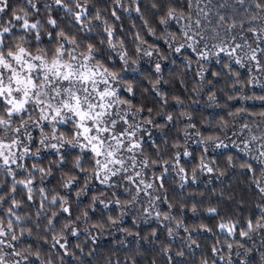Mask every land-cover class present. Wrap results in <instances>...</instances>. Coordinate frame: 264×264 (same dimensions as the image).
I'll return each instance as SVG.
<instances>
[{"label":"trees","instance_id":"trees-1","mask_svg":"<svg viewBox=\"0 0 264 264\" xmlns=\"http://www.w3.org/2000/svg\"><path fill=\"white\" fill-rule=\"evenodd\" d=\"M45 2L52 0H39L40 13L34 19H40L43 25L41 45L49 46L54 41H50L46 33H55L57 29L46 23ZM81 3H86L88 19L95 26L91 32L80 31V25L55 6L51 15L66 33L75 35L85 44H94L106 66L122 76L119 96L127 102L126 106H131L135 116L133 123L138 118L141 126L150 129L140 158L174 163L179 151L181 159L179 165L169 168L162 180L158 179L162 175L160 166L143 170L145 180L153 182L156 189L150 190L153 196L161 198L154 201L151 215H146L147 203H130L135 192L129 195L121 186L109 188L98 184L89 154L82 157V170L74 167L79 148L62 149L64 161L61 163L55 151L44 152L36 143L34 150L39 149L38 156L27 157L24 163L29 170L35 164L51 172L43 177L36 173L34 188L43 187L50 194H59L67 203L60 206L44 201L41 209L42 197L38 192L32 201L27 200L22 186L18 185L17 191L12 193V177L0 172V195L4 197L0 201V224L6 227L11 220L17 236L14 241L11 235L0 237L13 245V248L0 245V250L16 251L27 257V260H21L20 256L7 257L6 264H15L16 260H21V264H204L205 261L207 264H264V230L250 233L251 238L238 234L239 228L246 229L248 219H259L260 207H264V194L256 184L259 181L264 187V164L254 159L258 156L259 144L264 143L261 139L264 138V115H261L264 113V72L257 71L246 57L242 67L233 62L238 56L210 55L208 60H201L187 47L176 52V47L186 43L182 35L186 23L183 19L175 20L165 30L159 17L166 13L169 5L177 9L178 15L187 16L190 11L194 14L195 3L189 9L187 0H138V4L123 0V7L116 9L119 19L112 16L113 0H81ZM203 4H207V0H203ZM137 6L139 13L135 11ZM19 7L20 0H10L9 15L11 9ZM208 8L212 23L208 24L201 16L202 33L216 28L218 11L230 17L229 22L236 21L238 26L230 35H236L237 42H241V34L251 37V33L241 32L239 23L245 22L247 28L251 15L259 13L254 0H246L243 6L235 0H227L224 9L212 8V5ZM245 8L248 12L243 10ZM96 11L101 13V21L92 18ZM103 20L114 29V49L108 47ZM251 26L259 28L262 22L253 21ZM149 29H153L155 35H151ZM218 31L223 37L225 29ZM206 39L209 44L217 42L207 36ZM199 47L202 49L203 43ZM147 51L152 55H144ZM215 51L218 49H212ZM125 53L126 64L120 58ZM153 56L159 59V72L156 63L148 64ZM257 79H261L259 88L253 84ZM168 115L173 117L171 122L166 119ZM148 120L152 123H147ZM245 124L247 129L243 128ZM59 131L67 137L72 131L71 125ZM253 135L257 141L250 144V149H244V143ZM36 138L39 143L41 137ZM221 141L226 147L217 148L216 144ZM198 142L203 144L198 145ZM177 144L179 147H174ZM185 150L191 155L184 157ZM201 160L213 168L211 173L201 168ZM241 165H251L252 171ZM180 167L185 169L184 173L178 171ZM24 175L17 171L18 179ZM70 177H75V183L66 189L63 184ZM13 197L22 201L21 207L13 209L15 215L8 212ZM62 207H67L69 212H63ZM209 208H215L216 213L210 214ZM157 211L161 213L160 219L156 218ZM53 212L56 213L54 218ZM16 215L20 216L19 221ZM165 215L170 219H163ZM49 220H52L51 226ZM237 221L234 236L221 232L218 227L220 223ZM177 224L181 226L177 228ZM72 229L78 234L72 235ZM57 240L65 247L61 248ZM228 244H232L231 249Z\"/></svg>","mask_w":264,"mask_h":264},{"label":"snow or ice","instance_id":"snow-or-ice-1","mask_svg":"<svg viewBox=\"0 0 264 264\" xmlns=\"http://www.w3.org/2000/svg\"><path fill=\"white\" fill-rule=\"evenodd\" d=\"M133 2L138 4V0H133ZM254 2L259 13L251 15L247 21L249 25L247 28H245V22L239 23L241 32L251 33V37L241 34L239 36L241 42H237L236 35H230L238 26L236 21L229 22L230 17L218 11L216 28L201 32L204 27L201 16L208 24L212 23L209 19L211 9L208 5H212V8L224 9L227 7V0H207V4H203V0H187L189 9L194 3L196 4L195 13L190 11L187 16L183 13L178 15L177 9L169 5L166 13L159 17V23L167 30L170 22L180 19L185 21L186 30L182 32V35L186 43L176 47V52L187 47L196 52L201 60H208L210 55L219 57L224 54L229 58L238 56L239 58L234 59L233 62L242 67L246 57L248 61L253 62L257 71L264 72V63H262V58H264V3L261 0H254ZM113 3L115 8L112 10V16L119 19L116 9L123 7V0H113ZM235 3L243 6L246 0H235ZM38 4L39 0H20V7L11 9V15H9L10 0H0V172L12 177V193L17 191L18 185L22 186L27 200L32 201L38 192L42 197L41 209L44 208V201L50 205L59 204L60 206L67 203V200L59 194H50L43 187L34 188L35 174L40 173L43 177L50 174L51 169L46 171L33 164L29 170L24 163L27 157L39 154V149L36 152L32 151L36 146L32 133L38 130L41 136L39 146L54 150L61 163L64 161L61 150L66 145L79 148L80 155L75 160L74 167L83 170L82 157L87 153L94 165V174L101 183H107L113 177L126 180L135 188L131 204L137 202L141 193L149 197V207L145 208L144 212L146 215H151L150 209L154 207V201L161 198L154 197L149 191L153 189V182H148L143 178V170L152 166H160L162 175L158 179L162 180L170 167L179 165L181 153L176 152L174 163L168 160L152 161L140 158L143 156L142 141L137 133L141 126L131 122L135 119L130 110L131 106H126L127 102L121 100L119 96L122 76L106 66L103 58L98 56V49L94 44H85L75 35L66 33L59 28L57 19L51 15V10L55 6L70 15L76 24L80 25V31L91 32L95 26L88 19L90 13L86 3H81V0H52L51 3L43 4L44 9L47 10V25L52 29H57L55 33L51 31L46 33L49 40L54 41L49 46H42L40 43L43 25L40 19H34L40 13ZM153 7L156 8V4H153ZM243 10L248 12L246 8ZM135 11L139 13L140 7L137 6ZM5 17L8 19L5 20ZM92 18L101 21V13L96 11ZM257 20L262 22V26L259 28L251 26L252 22ZM102 26L108 38V47L114 49L116 47L113 43L114 29L107 20L102 21ZM219 28L225 29L223 37L218 31ZM149 33L155 35L153 29H149ZM206 36L217 42L209 44ZM33 40L35 43L32 42ZM201 43H203L202 49L199 47ZM212 49H218V51L212 52ZM144 55L151 56L152 52L147 51ZM125 57L126 53L120 58L126 64ZM156 71H160L159 63L156 64ZM128 91L130 92L131 88ZM166 119L171 122L173 117L168 115ZM147 123L151 124L152 120H148ZM69 124L72 131L66 137L59 131V126ZM190 127L194 126L190 125ZM243 128L247 129L248 125H243ZM208 139L211 140L212 137ZM257 139L253 135L250 141L244 143V149H250V144ZM174 147L178 148L179 144ZM216 147H226V145L221 141L216 144ZM257 152L258 156L254 159L264 164V143L259 144ZM190 155L187 150L183 152L184 157ZM231 159L229 157L230 162ZM245 166L252 171L251 165H241V167ZM201 168L209 173L213 171V168L205 164L203 160H201ZM17 171L25 174L23 178H17ZM178 171L184 173L185 169L180 167ZM74 183L75 177H70L63 187L71 188ZM260 183L256 181L259 191L264 194V187H261ZM160 187L163 185L161 184ZM127 191L131 195L132 189H127ZM3 199L4 197L0 195V201ZM116 203L119 204V201ZM21 206L22 201L13 197L12 207L8 209L9 214L15 215L13 209ZM61 210L65 213L69 212L67 207H62ZM195 211L193 207L194 214ZM260 211L259 219L250 218L246 221V229L239 228V236L251 238L250 233L264 230V207H260ZM208 212L215 214L216 209L209 208ZM55 215L56 213L53 212L52 217L54 218ZM160 216L161 213L157 211L156 218L160 219ZM163 219L168 220L170 217L165 215ZM16 220L19 221L20 216L16 215ZM49 225H52V220H49ZM238 225L239 221L220 223L218 227L221 232L234 236L237 234ZM180 226L177 224V228ZM184 231H188L187 227ZM168 232L171 235L172 229L170 228ZM71 234L75 236L78 233L72 229ZM9 235H11V240L17 239L11 220L8 221L6 227L0 224V237ZM56 243L60 244V241L57 240ZM0 245L13 248L12 243L4 239H0ZM227 246L229 249L232 248V244ZM60 247L64 248L65 245L60 244ZM240 247L243 245L241 244ZM213 252H216L215 248ZM16 256H20L21 260H27V257L19 252L6 253L0 250V264H6L7 257ZM21 260H16L15 264H21ZM204 264L207 262L205 261Z\"/></svg>","mask_w":264,"mask_h":264},{"label":"rangeland","instance_id":"rangeland-1","mask_svg":"<svg viewBox=\"0 0 264 264\" xmlns=\"http://www.w3.org/2000/svg\"><path fill=\"white\" fill-rule=\"evenodd\" d=\"M173 39V38H172ZM177 40H175V42H176ZM154 57V59H151V60H149L148 61V64H152V63H156L157 64V62H159V59L156 57V56H153ZM263 83V82H262ZM254 86H256V87H258L259 88V86H260V84H261V79L260 80H256V81H254ZM261 87V86H260ZM137 119V121L134 123V124H139V119L138 118H136ZM132 123H133V120L131 121ZM140 125V124H139ZM70 126V124L69 125H60L59 126V129L61 128V127H69ZM141 126V125H140ZM147 130H150L149 128H147V126H144V125H142L141 126V128H140V131L137 133V135H138V138L142 141V144H143V142L144 141H146L148 138H146L147 136H150L149 135V133H148V131ZM48 130L46 129V132H47ZM32 135L35 137V142L37 143V144H39L38 143V140H37V136H39V137H41L40 136V133H39V131L38 130H34L33 131V133H32ZM201 144H203V142H198V145H201ZM39 147H41V146H39ZM69 148H71V147H69V146H65V148L64 149H69ZM35 148H33L32 149V151L33 152H35V150H34ZM42 149L44 150V152H51V151H54V150H51V149H49V148H44V147H42ZM143 175V174H142ZM144 178V177H143ZM144 179H146V178H144ZM96 180H97V182H98V184L99 185H102V186H105V187H109V188H113V187H116V186H121L122 188H123V191L125 192V194H128V191H127V189H132V193H134L135 192V188H134V186H132V185H130V184H128L127 183V181H125L124 180V182H120L121 181V179H120V177H113L109 182H107V183H101L100 182V179H97L96 178ZM150 190H156L155 188H154V186H153V189H150ZM149 190V191H150ZM131 193V194H132ZM137 202L138 203H140V205H141V202H144V203H147L148 205H149V197H147V196H145L143 193H141V195H140V197L138 198V200H137ZM136 202V203H137ZM137 203V204H138ZM143 205V204H142Z\"/></svg>","mask_w":264,"mask_h":264}]
</instances>
